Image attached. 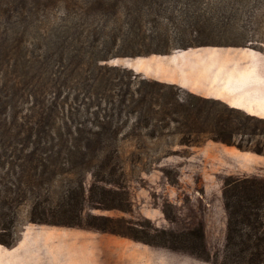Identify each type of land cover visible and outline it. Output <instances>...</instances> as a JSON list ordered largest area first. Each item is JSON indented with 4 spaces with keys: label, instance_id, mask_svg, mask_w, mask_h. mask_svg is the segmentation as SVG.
<instances>
[{
    "label": "rangeland",
    "instance_id": "obj_1",
    "mask_svg": "<svg viewBox=\"0 0 264 264\" xmlns=\"http://www.w3.org/2000/svg\"><path fill=\"white\" fill-rule=\"evenodd\" d=\"M168 2L171 4L163 8L156 29L173 38L169 43L170 52L139 55L140 50L156 47L157 42L146 45L136 42L133 31L137 33L141 29L137 26L132 29L130 24L114 19L112 0H0V144L12 143L17 148L29 145L26 152L35 146V139H26V129L32 112L31 64L39 47L43 56L54 54L56 60L63 53L67 72L71 74L76 73L72 71L73 62L80 56H108L110 59L103 64L119 68L109 73L114 83L129 81L130 72L136 76L132 77V89L143 80L175 82H165L172 87L160 93L169 95L174 91L183 102L196 105L194 112L198 106L206 105L212 119L222 116L225 102L195 91L216 92L210 88L215 81L210 78L211 64L236 59L231 56L232 47L218 46L264 51V0ZM197 22L207 24L198 27ZM143 26L142 34H149L155 27L147 22ZM195 31H199L198 37H193ZM74 32L87 37L79 41ZM201 41L204 43H198ZM178 44L192 45L186 50L178 48ZM201 45L205 47L196 48ZM189 50L196 52L176 64L172 56ZM150 57L156 60L143 69L121 63ZM87 60L89 62L88 57ZM74 77L81 78L72 75L71 79ZM197 96L210 100L204 104ZM115 101L119 103L116 94ZM246 122L248 134L239 139L243 138L252 148L264 147V133L250 134L254 127L264 131V122ZM116 123L127 130L139 127L133 115L117 116ZM180 128L181 123L172 121L165 125L153 120L149 128L143 127L142 139L121 137L119 144L127 152L136 149L138 144L147 146L148 153L143 160L128 157L116 163H104L101 160L103 149L94 144L76 148L61 144L57 139L47 143L43 151H47L44 157L50 171L43 180L31 181L36 193L25 187L26 200L5 197L1 201L4 204L0 205V237L10 245L0 243V264H220L227 235L225 180L230 176L264 177V155L214 140L189 146L184 142L191 139L184 136ZM153 129L165 135L149 137ZM166 149L171 150V154L157 159L159 150ZM107 150L112 151V144ZM1 158L0 188L12 187L15 194L23 184L18 176L24 162L15 156L3 165ZM101 176L105 180H100ZM81 179L86 197L83 225L30 221L31 207L38 195L45 206L52 207L62 200L70 182L77 186ZM23 182L24 186L30 184L26 177ZM48 198L50 202H46ZM100 200L129 208L94 207L101 205ZM93 216L119 219L114 224L119 229L132 228L153 243L90 227L86 222ZM9 219L14 220L13 225ZM195 233H203V241ZM104 234L112 235V251L101 248L100 238Z\"/></svg>",
    "mask_w": 264,
    "mask_h": 264
},
{
    "label": "trees",
    "instance_id": "obj_2",
    "mask_svg": "<svg viewBox=\"0 0 264 264\" xmlns=\"http://www.w3.org/2000/svg\"><path fill=\"white\" fill-rule=\"evenodd\" d=\"M168 1L112 0V17L114 19L117 18L122 22H126V24H130L132 29L137 26L142 30L146 22L155 26L149 34L147 32L142 34L141 30L137 33L133 31L135 34L134 40L143 43L140 45L157 42L156 47L140 50L139 55L167 54L170 52L169 43L173 38L169 33H160L156 29L162 18L163 8L167 4H171ZM176 1L179 2L180 0ZM99 3L100 7L104 9L102 2ZM205 24L207 23H196L198 27ZM196 33H199V31H195L193 37L199 36ZM74 37L82 41V38L87 37V35L74 32ZM186 45L188 44H180L178 48L185 47L183 49H187L192 44ZM41 49L39 47L36 50L31 64L33 68L30 82L32 112L26 129V139L29 141L35 139L33 142L35 146L30 152H26L29 145L17 148L12 143L3 145V142L0 144V156L3 165L8 161H12V157L18 156L21 158L24 164H22V170L18 177L23 184H25L23 178L26 177L30 184L25 186L20 184L18 186L19 190L15 194H13L12 187L0 188V205L4 204L1 201L5 197L10 200H26L28 194L24 190L25 187L36 193L31 181L43 180L50 171L47 158L44 157L47 151H43L47 149V143L57 139L61 144L76 148L94 144L103 149L101 160L104 163L111 161L116 163L128 157L143 160L147 156L145 153H148L146 152V145L138 144L135 146L136 149L127 152L119 144V140L121 137L127 140L132 138L142 139L145 135L142 132L143 127L149 128L153 120H159L165 125H169L172 121L181 123L180 132L191 139L184 142L189 146L200 145L205 140H214L236 146L243 151L252 150L264 155L263 146L258 145L252 148L249 144L244 143L243 138L239 139V137L248 134L246 121L264 122V118L224 104L225 113L212 119L206 105L198 106L197 111L194 112L196 105L192 102H183L176 92L172 91L169 95L160 93L162 89L172 87L171 84L143 80L137 83L135 89H132L134 85L132 77H136L132 72L129 73L131 75L129 81H123L121 84L114 83L109 73L119 68L103 64L104 61L110 59L108 56H80L73 62L75 68L72 71L75 72L76 70V73L71 74L67 72L68 65L65 63L63 53L56 60L54 54L43 56ZM196 50L178 53L175 57H172L178 64L180 60L183 61L182 59L189 57ZM169 58H165L167 60L164 64ZM155 60V57L139 58L137 60L127 59L121 63L127 67L143 69ZM72 75H79L81 78L74 77L71 79ZM114 92L119 97V105L115 101ZM197 99L204 104L210 100L201 96H197ZM124 114L127 116L133 115L138 121L139 127L134 126L132 129L127 130L124 126L117 124L116 117H121ZM139 122H143L144 125L142 126ZM251 133L260 134L264 131L254 127L251 128ZM160 135L165 134L163 131L158 132L157 129H153L148 133V136L152 138ZM111 144L112 151L107 150V147ZM71 153L77 156L73 152ZM170 154L171 150H159L157 159ZM71 162L74 164L73 159ZM113 173L114 171H112ZM100 180L103 181L105 178L101 176ZM40 197L41 195H38L32 204L31 222L69 226L83 225L82 212L86 197L82 179L79 180L77 186L70 182L64 190L62 200L52 207L45 206V202L39 200ZM223 200L227 212V235L222 260L219 263L264 264V177H228L223 187ZM100 201H103L101 205L98 204L94 207L122 210L129 208L110 204L105 200ZM46 202H50V199H46ZM9 222L13 225L14 220L9 219ZM118 222L119 219L113 217L93 216L86 224L104 232L133 236L153 243V240L139 236L132 228L119 229L118 226L114 225ZM196 235L199 236V240L203 241V233ZM0 243L10 245L1 237Z\"/></svg>",
    "mask_w": 264,
    "mask_h": 264
},
{
    "label": "crops",
    "instance_id": "obj_3",
    "mask_svg": "<svg viewBox=\"0 0 264 264\" xmlns=\"http://www.w3.org/2000/svg\"><path fill=\"white\" fill-rule=\"evenodd\" d=\"M200 47L205 46L196 48ZM218 47H232L231 56H236V59L230 58L223 61L222 64H211L210 78H214L215 81L213 80L210 88L216 92L195 91V93L222 100L227 105L248 114L264 117V51L248 47ZM239 72H243V74ZM160 80L175 83L164 79ZM100 242H102L101 248L105 251H112V235L104 234L101 236Z\"/></svg>",
    "mask_w": 264,
    "mask_h": 264
},
{
    "label": "water",
    "instance_id": "obj_4",
    "mask_svg": "<svg viewBox=\"0 0 264 264\" xmlns=\"http://www.w3.org/2000/svg\"><path fill=\"white\" fill-rule=\"evenodd\" d=\"M187 50V49H186Z\"/></svg>",
    "mask_w": 264,
    "mask_h": 264
}]
</instances>
